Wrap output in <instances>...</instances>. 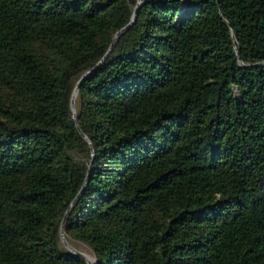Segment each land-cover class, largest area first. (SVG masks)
<instances>
[{
  "label": "trees",
  "instance_id": "trees-1",
  "mask_svg": "<svg viewBox=\"0 0 264 264\" xmlns=\"http://www.w3.org/2000/svg\"><path fill=\"white\" fill-rule=\"evenodd\" d=\"M81 190L94 264H264V0H0V264Z\"/></svg>",
  "mask_w": 264,
  "mask_h": 264
},
{
  "label": "water",
  "instance_id": "water-1",
  "mask_svg": "<svg viewBox=\"0 0 264 264\" xmlns=\"http://www.w3.org/2000/svg\"><path fill=\"white\" fill-rule=\"evenodd\" d=\"M139 7H140V3L136 6L135 8V13H134V16H133V19L132 21L125 27H123L121 30H119L116 34H115V37L113 39V42L111 44V47L109 49V51L107 52V54L104 56L103 60L108 56V54L110 53L111 49L113 48L114 44L116 43V41L118 40V38L122 35L123 32H125L131 25H133V23L135 22V19H136V16H137V13H138V10H139ZM86 75H84L78 82L75 90H74V93H73V99H72V110H73V113H74V118L77 122L78 118H77V115H76V98H77V95H78V90H79V85L80 83L85 79ZM82 136L89 141L87 135H85L83 133V131L80 129L79 125L77 124ZM85 186V185H84ZM84 186L82 188V190L84 189ZM82 190L79 192V194L75 197V199L73 200L71 206L69 207V209L67 210L66 214H65V217L62 221V224H61V240L62 242L64 243V245L68 248L69 251L73 252V253H76L80 256H82L83 258L86 259L87 261V264H92L91 261L88 259V257L82 253L81 251L77 250L75 247H73L71 245V243L69 242V240L67 239L66 237V234H65V223L67 221V218H68V215L70 213V210L72 209V207L74 206V204L77 202V200L79 199V197L81 196V193H82Z\"/></svg>",
  "mask_w": 264,
  "mask_h": 264
},
{
  "label": "rangeland",
  "instance_id": "rangeland-1",
  "mask_svg": "<svg viewBox=\"0 0 264 264\" xmlns=\"http://www.w3.org/2000/svg\"><path fill=\"white\" fill-rule=\"evenodd\" d=\"M71 245L73 247H75L77 250H79L82 253H84L85 255H88L89 254V255H92L94 257V254H93L92 250L90 249V247L87 244H85L83 242H79V241H73L71 243Z\"/></svg>",
  "mask_w": 264,
  "mask_h": 264
},
{
  "label": "bare ground",
  "instance_id": "bare-ground-1",
  "mask_svg": "<svg viewBox=\"0 0 264 264\" xmlns=\"http://www.w3.org/2000/svg\"><path fill=\"white\" fill-rule=\"evenodd\" d=\"M88 257V259L91 261L92 264L95 263V258L92 255H86Z\"/></svg>",
  "mask_w": 264,
  "mask_h": 264
}]
</instances>
